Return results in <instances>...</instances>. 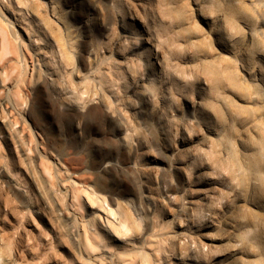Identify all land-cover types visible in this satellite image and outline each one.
I'll return each mask as SVG.
<instances>
[{
    "label": "rangeland",
    "instance_id": "1",
    "mask_svg": "<svg viewBox=\"0 0 264 264\" xmlns=\"http://www.w3.org/2000/svg\"><path fill=\"white\" fill-rule=\"evenodd\" d=\"M259 94L264 0H0V264H264Z\"/></svg>",
    "mask_w": 264,
    "mask_h": 264
},
{
    "label": "bare ground",
    "instance_id": "2",
    "mask_svg": "<svg viewBox=\"0 0 264 264\" xmlns=\"http://www.w3.org/2000/svg\"><path fill=\"white\" fill-rule=\"evenodd\" d=\"M49 2V1H48ZM51 3V2H50ZM52 4V3H51ZM54 5V4H53ZM50 9V13H51V17H54V18H56V19H58V12L54 9V7L51 5V7L49 8ZM197 19L203 24V27H204V25H205V27H207L206 25H207V23H206V17L204 16V15H202L201 14V16L200 15H197ZM138 23V22H137ZM136 24V23H135ZM190 26L192 27V25L190 24ZM142 27V26H141ZM193 27H194V29H195V27H197L196 26V24L194 25L193 24ZM192 27V28H193ZM137 28V27H136ZM183 29V28H182ZM200 27H197L196 28V31H200ZM144 32V31H143ZM208 32L212 35V37L214 38V39H217V42L219 41V30H218V27H216V25L215 26H213L212 25V23H211V25H209L208 26ZM201 33V32H200ZM203 33V32H202ZM138 35H140V34H138ZM206 35V34H205ZM209 35V34H208ZM124 36V35H123ZM55 38H57L58 40L60 39V38H58V37H55ZM204 38V37H203ZM32 40V39H31ZM61 41V40H60ZM58 42V44L59 43H61V45L63 44L64 45V43H62V41L61 42ZM64 41V40H63ZM67 42V41H66ZM218 45V44H217ZM214 47V46H213ZM214 49V48H213ZM146 52H148V54L150 53V51H151V49H150V47H145V49H144ZM143 53V52H142ZM144 54V53H143ZM147 55V54H146ZM162 55V54H161ZM161 55H160V58H161ZM151 56V55H150ZM152 58V57H151ZM153 58H155V57H153ZM212 58L213 59H211L212 61H220V59H221V56L220 55H218V54H214L213 56H212ZM227 58V57H226ZM148 59H150V57L148 58ZM159 60V59H158ZM158 60H155V64L157 63V65H161V63L162 62H160V61H158ZM163 60V59H162ZM229 60V59H228ZM229 61H231V60H229ZM227 62V69L225 70V71H220L217 67H213L212 65H211V63H209V62H206V63H202L201 64V69L203 70V72L209 77V79H210V81L212 82V84L214 85L215 83H216V80H217V78H218V75L220 76V75H225L226 77H228L229 78V80H230V84L232 85V86H234L235 88H237L238 90H242V87L240 86V84L239 83H237L236 81H235V79H234V75H233V73H232V69L230 68V65H231V63L230 62ZM204 62V61H203ZM43 65V64H42ZM194 66H196V67H198L199 66V64H196V65H194L193 64V67ZM199 69V68H198ZM50 73V72H49ZM83 86V85H82ZM256 99H257V102L258 103H260V101H262V99H264L260 94L259 95H257V97H256ZM253 128V127H252ZM251 130H253V129H251ZM246 167L248 168V170H249V172L252 174V176H254V178L256 179V180H259L260 182H261V184H264V166L263 165H261V163H260V160H259V157H254L253 159H250L249 161H248V163L246 164ZM236 208V207H235ZM229 215H231V213L229 214ZM259 245H261V244H259Z\"/></svg>",
    "mask_w": 264,
    "mask_h": 264
}]
</instances>
